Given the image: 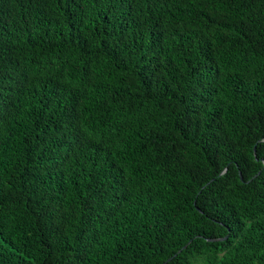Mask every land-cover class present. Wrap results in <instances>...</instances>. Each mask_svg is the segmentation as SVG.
I'll list each match as a JSON object with an SVG mask.
<instances>
[{"label":"trees","instance_id":"obj_1","mask_svg":"<svg viewBox=\"0 0 264 264\" xmlns=\"http://www.w3.org/2000/svg\"><path fill=\"white\" fill-rule=\"evenodd\" d=\"M261 160L264 0H0V264H264Z\"/></svg>","mask_w":264,"mask_h":264},{"label":"water","instance_id":"obj_2","mask_svg":"<svg viewBox=\"0 0 264 264\" xmlns=\"http://www.w3.org/2000/svg\"><path fill=\"white\" fill-rule=\"evenodd\" d=\"M252 152H253V155H254V145H253V147H252ZM261 162H262V163H264V161H263V160H261ZM224 170H225V168H223V169L221 170V172H220V173L224 172ZM240 178H241V177H240ZM219 239H221V238H219ZM207 240H211V241H213V240H216V239H214V238H213V239H212V238H210V239H207ZM167 260H169V258H167V259H166V261H167Z\"/></svg>","mask_w":264,"mask_h":264}]
</instances>
